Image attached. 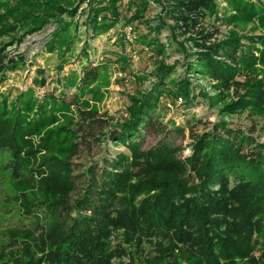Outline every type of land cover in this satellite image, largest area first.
<instances>
[{"label": "trees", "instance_id": "1", "mask_svg": "<svg viewBox=\"0 0 264 264\" xmlns=\"http://www.w3.org/2000/svg\"><path fill=\"white\" fill-rule=\"evenodd\" d=\"M122 1L93 0L90 22L95 35L116 25L118 19L112 15L121 13ZM226 1L235 12L229 23L258 18L264 26V0ZM165 2V16L174 22V31L197 50L201 72L217 82L218 90H246L226 108L228 113L250 109L264 114V78L246 81L243 74L257 72V39L250 38L246 46L233 32L230 39L213 43L219 30L209 27L207 20L215 15L216 0ZM134 6L131 22L143 13L135 1ZM76 13L57 0H0V35L14 30L15 24L36 32L59 21L60 15L74 18ZM103 13L110 19L99 22ZM57 24L46 45L49 51L73 42L74 24L62 19ZM163 27L164 22L156 30ZM143 43L159 46L155 39ZM118 57L125 70L127 55ZM24 63V57L7 59L0 49V76ZM108 67L84 66L81 76L73 74L62 84L61 96L47 94L41 104L32 91L16 102L0 101V156H8L0 170L10 171L15 211L34 225L10 233L13 259L0 264H114L125 256L134 264L146 242L155 246V256L140 260L146 264H264V143L245 154L244 144L254 141L220 121L211 132L194 137V153L185 162L178 158L183 148L164 140L143 151L139 139L165 130L155 112L168 70H162L155 93L132 97L128 118L114 125L113 118L82 99ZM73 87L76 92L69 101L66 92ZM95 92L91 91L93 98ZM168 93L189 94L186 86ZM177 132L184 134L183 129ZM107 139L126 142L130 156L119 154L102 170L93 165L75 176L73 159ZM80 180L79 195L73 196Z\"/></svg>", "mask_w": 264, "mask_h": 264}, {"label": "rangeland", "instance_id": "2", "mask_svg": "<svg viewBox=\"0 0 264 264\" xmlns=\"http://www.w3.org/2000/svg\"><path fill=\"white\" fill-rule=\"evenodd\" d=\"M133 1L139 4L138 10L143 13L141 19L131 22V16L136 9L135 6L131 8ZM250 1L257 3L258 0ZM92 2L93 0H57L58 5L66 9H77L76 16L71 18L60 15L59 21L53 20L42 30L31 33L27 32L28 26L19 27L15 24L14 30L9 29L0 35V49H3V55H6L7 59L22 56L25 60L20 68L9 70L0 76L3 77L0 78V101L7 99L9 102H16L20 95L32 91L33 97L41 104L47 94L61 96L64 91L62 84L73 74L81 76L84 66L109 65L101 79L82 95V99L97 109L101 115L113 118L115 125L128 118L132 97L139 98L141 93L142 95L155 93L163 76L162 70L166 69L168 70L166 83L161 88V91L165 92L163 91L155 112L157 123L165 130L160 133L152 131L139 139L143 151L164 140L183 148L178 158L185 162L194 153V137L211 132L220 121L227 123L230 129L243 131L254 141V144H244L245 154L251 155L256 144L264 143V114H256L250 109L239 110L235 114L228 113L226 108L237 103L239 98L245 95L246 90L244 88L238 89L237 92L218 90L217 82L201 72L195 61L194 55L197 50L192 42L180 37L173 29L174 22L169 17L166 18L165 0H123L120 6L121 13L114 12L112 15L118 19L116 25L97 35L94 34L90 22ZM234 13L226 0H216L215 15L207 20L209 27L215 25L219 30L213 43L224 42L234 33L241 38V44L246 46L250 45V38L257 39L254 44V56L257 59L254 68L257 72L252 73L248 70L243 74L247 76L246 81L249 78L263 80L264 26L258 18L245 24L229 23L227 19ZM61 19L65 20V23L74 24L71 28L73 42L70 46L49 51L46 45L57 31V23ZM109 19L110 15L107 13L97 17L99 22ZM163 22L165 27L158 32L156 28ZM154 39L159 46L143 43ZM182 43L184 48L181 49L179 44ZM120 54L127 55L128 58L125 70H122L121 63L118 62ZM244 79L241 76V81H245ZM180 86H186L189 94L173 97L168 93V91L178 93ZM91 91H96L94 98ZM75 92L76 87L66 92L69 101ZM179 98H182V101ZM72 112L74 115L75 112ZM72 112L67 113L72 115ZM177 129H183L184 134L177 132ZM34 141L36 144L39 143L38 138ZM119 154L130 156L126 142L117 143L107 139L95 145L91 152H83L78 158L73 159V164L77 165L74 175L83 173L93 165L97 171L102 170L108 163L106 161L110 162ZM7 159L5 153L0 156V168L6 164ZM9 173L10 171L0 170V261L13 259V247L8 245L11 241L10 233L21 227H34L32 220L24 219L15 211L16 205L12 199L15 196V189ZM81 182L77 181V190L73 196L79 195ZM38 234L39 232L36 233ZM143 247L144 253L134 264H146L140 260L154 255L152 254L154 243L146 242ZM131 250L134 252L133 248ZM255 255L254 257L258 259L259 254ZM129 262V256L114 260V264Z\"/></svg>", "mask_w": 264, "mask_h": 264}, {"label": "built area", "instance_id": "3", "mask_svg": "<svg viewBox=\"0 0 264 264\" xmlns=\"http://www.w3.org/2000/svg\"><path fill=\"white\" fill-rule=\"evenodd\" d=\"M180 101H182V98H179Z\"/></svg>", "mask_w": 264, "mask_h": 264}]
</instances>
